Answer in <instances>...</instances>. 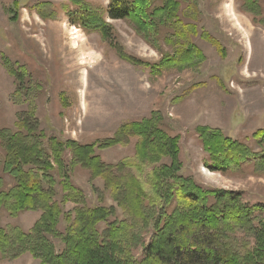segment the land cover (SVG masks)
Here are the masks:
<instances>
[{"label":"trees","instance_id":"trees-1","mask_svg":"<svg viewBox=\"0 0 264 264\" xmlns=\"http://www.w3.org/2000/svg\"><path fill=\"white\" fill-rule=\"evenodd\" d=\"M237 1L252 21L264 25V0ZM42 6L37 11L45 18ZM62 9L70 24L97 33L121 60L148 69L153 77L203 60L193 44L199 35L197 11L187 16L192 22L186 21L180 0H109L106 7L67 0ZM109 20L129 23L159 59L149 62L126 53ZM200 36L223 52L212 36ZM10 73L22 81L11 68ZM161 120L152 111L91 143L49 136L33 112L19 119L16 130L1 128L0 223L3 211L11 217L28 210L41 215L30 231L18 226L7 231L0 224V259L28 252L38 264H264V203H249L241 190L204 188L185 176L180 136L166 132ZM196 133L210 171L264 174V127L245 139L208 126ZM131 139L136 141L132 157L115 165L102 161L97 150L125 146ZM78 170L89 173L91 184L102 179L103 191L91 187L101 204L88 205L73 184L71 173ZM105 193L121 216L115 205H104ZM67 202L76 205L72 211H65ZM61 220L63 233L57 228ZM48 236L60 240V251Z\"/></svg>","mask_w":264,"mask_h":264},{"label":"rangeland","instance_id":"rangeland-1","mask_svg":"<svg viewBox=\"0 0 264 264\" xmlns=\"http://www.w3.org/2000/svg\"><path fill=\"white\" fill-rule=\"evenodd\" d=\"M85 1L104 7L109 3ZM180 1L186 21L192 22L187 16L197 11L199 35L193 44L203 60L198 66L153 77L148 69L121 60L97 33L87 34L70 24L62 9L67 0H0V129L16 130L19 119L33 112L39 129L49 136L91 143L113 136L125 122L156 111L163 129L180 136L185 176L204 188L241 190L249 203H264V174L210 171L203 164L205 153L196 133L197 127L208 126L245 139L264 127V25L242 12L237 0ZM39 5L45 18L37 11ZM109 21L126 53L149 62L159 59V52L129 23ZM201 34L216 39L223 52ZM10 68L22 77L20 83ZM135 142L131 139L125 146L97 152L102 161L115 165L134 155ZM53 175L58 181L59 175ZM71 179L88 205L101 204L91 187L103 191L102 179L91 184L84 170L71 173ZM56 188L59 201L62 191L59 185ZM104 205L116 206L108 193ZM75 206L67 202L64 209L72 211ZM116 210L121 216V208ZM40 215V210H28L11 217L3 211L0 224L7 231L14 226L30 231ZM57 226L63 233L64 220ZM48 239L57 251L62 249L60 240ZM38 262L28 252L13 260L0 259V264Z\"/></svg>","mask_w":264,"mask_h":264}]
</instances>
